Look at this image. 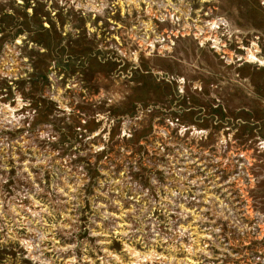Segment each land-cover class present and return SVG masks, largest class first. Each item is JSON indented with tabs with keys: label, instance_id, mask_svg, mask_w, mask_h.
I'll list each match as a JSON object with an SVG mask.
<instances>
[{
	"label": "rangeland",
	"instance_id": "rangeland-1",
	"mask_svg": "<svg viewBox=\"0 0 264 264\" xmlns=\"http://www.w3.org/2000/svg\"><path fill=\"white\" fill-rule=\"evenodd\" d=\"M0 264H264V0H0Z\"/></svg>",
	"mask_w": 264,
	"mask_h": 264
}]
</instances>
